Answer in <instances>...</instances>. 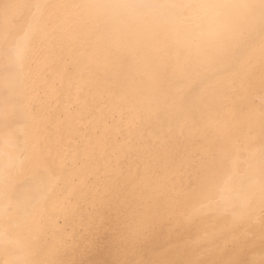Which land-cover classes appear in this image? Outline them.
<instances>
[{
    "label": "bare ground",
    "instance_id": "1",
    "mask_svg": "<svg viewBox=\"0 0 264 264\" xmlns=\"http://www.w3.org/2000/svg\"><path fill=\"white\" fill-rule=\"evenodd\" d=\"M0 264H264V0H0Z\"/></svg>",
    "mask_w": 264,
    "mask_h": 264
}]
</instances>
